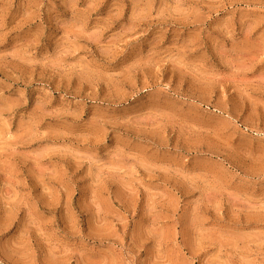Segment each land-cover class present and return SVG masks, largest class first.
Instances as JSON below:
<instances>
[{
    "label": "rangeland",
    "instance_id": "obj_1",
    "mask_svg": "<svg viewBox=\"0 0 264 264\" xmlns=\"http://www.w3.org/2000/svg\"><path fill=\"white\" fill-rule=\"evenodd\" d=\"M0 264H264V0H0Z\"/></svg>",
    "mask_w": 264,
    "mask_h": 264
}]
</instances>
